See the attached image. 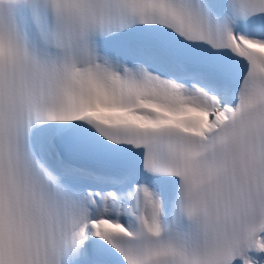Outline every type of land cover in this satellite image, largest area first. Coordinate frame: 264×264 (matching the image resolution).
<instances>
[{"label": "snow or ice", "instance_id": "snow-or-ice-1", "mask_svg": "<svg viewBox=\"0 0 264 264\" xmlns=\"http://www.w3.org/2000/svg\"><path fill=\"white\" fill-rule=\"evenodd\" d=\"M0 264H264V0H0Z\"/></svg>", "mask_w": 264, "mask_h": 264}]
</instances>
